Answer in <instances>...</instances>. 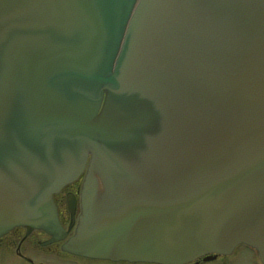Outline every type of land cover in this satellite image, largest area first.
Instances as JSON below:
<instances>
[{"label":"water","instance_id":"95a60500","mask_svg":"<svg viewBox=\"0 0 264 264\" xmlns=\"http://www.w3.org/2000/svg\"><path fill=\"white\" fill-rule=\"evenodd\" d=\"M135 1L0 0V236L90 152L65 249L264 263V0Z\"/></svg>","mask_w":264,"mask_h":264},{"label":"rangeland","instance_id":"374dc122","mask_svg":"<svg viewBox=\"0 0 264 264\" xmlns=\"http://www.w3.org/2000/svg\"><path fill=\"white\" fill-rule=\"evenodd\" d=\"M60 205L62 206V210H63L65 205L64 199L61 200ZM78 210H79V206H77V212ZM64 213H66L65 210ZM36 232L37 231H34L35 234ZM22 236H23V230L18 229L11 232L10 235H8L7 237H3L0 240V264H108L109 263V262L101 263L100 261H98V259H89L81 256L69 255L66 252H63L59 248V245L53 246L51 249L49 248L47 249L46 247H39L38 245L35 246L31 242H29V245H31L30 247L33 248L34 251L26 247L27 245L25 246L27 252H31L33 256L32 263H29L28 261L24 260L22 257H18L17 253L16 254L14 253L15 246L17 245V242ZM44 237H46V235L42 234V238ZM24 238L29 239L30 237H24ZM124 264H152V263H124ZM189 264H260V263L258 257L250 253V251H248L244 245H238L236 246V248L233 250L232 253H230L225 257L220 256L213 261H209V262L200 261L199 263L191 262Z\"/></svg>","mask_w":264,"mask_h":264},{"label":"flooded vegetation","instance_id":"af4514ba","mask_svg":"<svg viewBox=\"0 0 264 264\" xmlns=\"http://www.w3.org/2000/svg\"><path fill=\"white\" fill-rule=\"evenodd\" d=\"M78 189H79V185H78V182H73L71 183L70 185H67L66 187H64L62 190H61V194H59L58 196L60 195H63L65 194L66 192H73V193H76L78 192ZM56 202H57V205H58V215H59V218H60V221L61 222H65V214L63 213L62 209H61V206H60V197L59 198H56ZM38 234H41L39 231H38ZM33 240H31L32 242H40L41 240L39 239L38 236L32 238ZM24 242V240H20L19 241V247L21 246V244ZM53 245V244H52ZM51 247V245H49Z\"/></svg>","mask_w":264,"mask_h":264}]
</instances>
